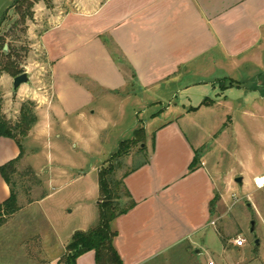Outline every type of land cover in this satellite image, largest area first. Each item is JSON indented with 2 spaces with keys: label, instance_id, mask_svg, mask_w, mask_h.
Here are the masks:
<instances>
[{
  "label": "rangeland",
  "instance_id": "rangeland-1",
  "mask_svg": "<svg viewBox=\"0 0 264 264\" xmlns=\"http://www.w3.org/2000/svg\"><path fill=\"white\" fill-rule=\"evenodd\" d=\"M16 1L0 0V22L7 14L3 29L17 40L15 45L23 57L21 68L30 75L31 83L15 93L14 78L3 74L0 95L9 120L15 122L22 106L32 103L38 121L23 140L24 157L12 177L19 210L0 216V264H43L62 252L60 242L71 241L72 229L86 227L88 216L93 221L86 229L96 225L100 170L110 166L108 161L118 153L121 143L133 140L140 129H145L146 134L142 142L113 163L115 178L121 180L150 160L158 131L171 119L186 113L183 106L188 97L195 107L206 97L212 105L188 114L180 122L191 144L206 153V168L214 175L218 188L212 207L215 225L203 237L207 256L217 264H264V188L255 185L257 178H264V44L256 49L251 68L254 75L250 79L223 80L225 88L213 79L207 86L196 85L179 93L173 92L176 87L168 86L149 93L137 89L135 95L124 93L100 104L102 109L95 117L87 113V121L76 115L67 116L58 102L55 107L61 115L58 112V120L53 124L48 120L45 126L44 115H48L46 109L52 103L51 66L40 39L58 15L70 10L72 3L35 0L33 18L13 29L19 20L12 7ZM174 99L177 106L170 108ZM40 105L45 109H40ZM2 144L0 168L15 160L6 157L9 150ZM160 146V153L172 149L165 141ZM238 178L242 184L236 182ZM2 195L0 184V198ZM253 222L255 233L251 232ZM239 237L246 240L243 247H235L234 241ZM255 240L261 242L259 249L254 246ZM184 248L180 246L166 256L172 258L171 264L191 263L181 253ZM151 264L166 263L159 259Z\"/></svg>",
  "mask_w": 264,
  "mask_h": 264
},
{
  "label": "crops",
  "instance_id": "crops-1",
  "mask_svg": "<svg viewBox=\"0 0 264 264\" xmlns=\"http://www.w3.org/2000/svg\"><path fill=\"white\" fill-rule=\"evenodd\" d=\"M69 1L70 10L58 15L40 39L51 66L52 103L44 115L45 126L48 120L52 124L58 120V102L67 116L87 121V113L95 117L100 104L124 93L135 95L137 89L149 93L168 86L179 93L207 86L213 79H250L256 49L264 44V0ZM206 100L210 98L195 107L188 97L183 106L186 113L158 131L151 159L125 179L136 206L112 223L118 233L114 245L124 264H151L159 259L171 264L172 258L166 256L180 246H185L181 253L190 264H217L207 256L203 237L215 225L212 202L218 188L206 168V153L201 155V165L190 171L198 149L180 127L188 114L212 107L204 105ZM173 105L177 100L171 101L170 108ZM164 141L172 149L160 153ZM0 143L8 148V159L20 156L14 140L0 138ZM0 184L1 205L10 189L3 179ZM92 221L88 216L86 227L72 229L70 237L89 230ZM67 245L68 241L60 242L62 252L43 264H60ZM77 263L96 264L95 252L82 255Z\"/></svg>",
  "mask_w": 264,
  "mask_h": 264
},
{
  "label": "trees",
  "instance_id": "trees-1",
  "mask_svg": "<svg viewBox=\"0 0 264 264\" xmlns=\"http://www.w3.org/2000/svg\"><path fill=\"white\" fill-rule=\"evenodd\" d=\"M35 4V0H17L15 2L12 7L15 9L19 20L14 24L13 29L25 25L28 19L33 18ZM6 21L7 14L0 22V76L7 74L15 78L24 73L21 68L23 57L19 54L15 45V41L17 40L11 39L13 35L5 32L3 29ZM6 45L9 46L7 52L4 50ZM222 82L223 80L219 82L221 87L223 86ZM209 101L206 100L204 105H210L207 103ZM3 102L4 100L0 95V138L14 140L20 149V156L0 168L1 176L9 186L11 192L10 197L0 206V216H3L5 213L13 215L19 210L18 196L13 189L12 177L17 173V166L24 157L25 148L23 140L38 121L32 109V103L30 105H23L20 116L13 122L4 114ZM145 135V129L136 131L134 139L122 142L118 153L109 159L108 163L110 166L103 167L100 170L98 222L87 231H76L73 234L71 241L66 246L65 255L59 261L60 264H78V258L91 251L95 252L96 264H124L114 245L118 233L113 230L112 223L119 217L127 215L136 206V202L125 184V179L139 167L126 173L121 180H117L114 174L115 167L113 163L128 155L131 147L141 143ZM202 152V149L196 150V156L190 166V171L196 170L201 165ZM215 201L212 202V207Z\"/></svg>",
  "mask_w": 264,
  "mask_h": 264
},
{
  "label": "water",
  "instance_id": "water-1",
  "mask_svg": "<svg viewBox=\"0 0 264 264\" xmlns=\"http://www.w3.org/2000/svg\"><path fill=\"white\" fill-rule=\"evenodd\" d=\"M4 50L7 52L8 51V46L6 45ZM31 83V78H30V75L28 73H23L17 77L14 78V81H13V89H14V92H18V90L21 88V86L23 85H29ZM237 183L239 184H242V179L241 178H238L236 180ZM251 232L252 233H255V223L253 222L252 223V228H251ZM254 246L256 249H259L260 246H261V242L260 240H255L254 241Z\"/></svg>",
  "mask_w": 264,
  "mask_h": 264
},
{
  "label": "built area",
  "instance_id": "built-area-1",
  "mask_svg": "<svg viewBox=\"0 0 264 264\" xmlns=\"http://www.w3.org/2000/svg\"><path fill=\"white\" fill-rule=\"evenodd\" d=\"M255 185L258 189L264 188V182H261L259 179L255 180ZM235 246L237 247H243L246 244V240L239 237L234 241ZM209 264H214V262H210Z\"/></svg>",
  "mask_w": 264,
  "mask_h": 264
},
{
  "label": "bare ground",
  "instance_id": "bare-ground-1",
  "mask_svg": "<svg viewBox=\"0 0 264 264\" xmlns=\"http://www.w3.org/2000/svg\"><path fill=\"white\" fill-rule=\"evenodd\" d=\"M257 179H259L261 182H264V178H257Z\"/></svg>",
  "mask_w": 264,
  "mask_h": 264
}]
</instances>
